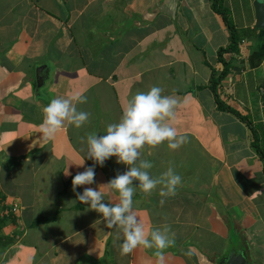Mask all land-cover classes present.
Instances as JSON below:
<instances>
[{
  "label": "crops",
  "instance_id": "1",
  "mask_svg": "<svg viewBox=\"0 0 264 264\" xmlns=\"http://www.w3.org/2000/svg\"><path fill=\"white\" fill-rule=\"evenodd\" d=\"M256 1L225 0L235 26L251 32L219 96L264 129ZM229 41L211 0H0V213L16 221L1 225L0 264H161L143 246L122 255L120 227L108 228L101 213L76 199L126 165L109 157L95 165L92 185L75 192L72 185L94 165L87 136L103 135L128 99L152 86L181 101L168 122L187 137L175 150L166 141L145 145L139 158L151 161L153 177L173 167L182 179L175 195L162 197L160 185L133 195L146 232L170 227L175 243L163 250L162 264H224L232 249L264 264L263 161L251 127L221 110L211 89L212 69H223L218 50ZM76 93L87 97L76 107L88 121L79 128L65 122L41 139L43 107ZM101 191L105 203L118 202L116 192Z\"/></svg>",
  "mask_w": 264,
  "mask_h": 264
},
{
  "label": "clouds",
  "instance_id": "2",
  "mask_svg": "<svg viewBox=\"0 0 264 264\" xmlns=\"http://www.w3.org/2000/svg\"><path fill=\"white\" fill-rule=\"evenodd\" d=\"M162 92L159 86L137 92L128 99L118 122L109 123L103 135L89 134L86 157L93 160L94 165L86 167L83 172H77L72 178L75 192L77 186L94 183L95 165L102 166L109 157L115 156L118 163L126 165L125 172L117 174L98 189L87 187L82 193L77 192L76 199L101 213L108 228L120 227L123 239L119 249L122 255L143 246L155 249L161 264L163 250L175 243L170 227L164 225L146 232L134 211L133 195L137 188L150 194L158 185L162 186V197L175 195L177 186L182 182L173 167H169L159 177H153L148 171L152 168L151 161L139 159L145 145L156 146L166 141L167 147L175 150L187 142V137L179 134L176 127L168 122L175 119V109L181 101L173 96L162 95ZM86 102L87 97L81 93L70 98L51 99L42 109L41 139L50 140L65 122L76 128L85 124L90 114L78 110L76 105ZM83 163L84 160L79 165ZM65 173L70 174L68 168ZM134 181L138 183L134 185ZM101 187L116 192L118 202L105 203ZM163 202L162 199L161 204Z\"/></svg>",
  "mask_w": 264,
  "mask_h": 264
},
{
  "label": "trees",
  "instance_id": "3",
  "mask_svg": "<svg viewBox=\"0 0 264 264\" xmlns=\"http://www.w3.org/2000/svg\"><path fill=\"white\" fill-rule=\"evenodd\" d=\"M211 6L212 9L221 16L224 24L226 25L230 33L229 43L218 50V61L223 64V69L219 74H217L216 71L212 69L211 89L216 96L218 107L221 110L232 112L241 121L245 122L247 125L251 127L252 135H253L252 146L262 158L263 166H264V143L261 141V134L264 133L263 127L254 125L246 115H243L240 111L228 105L219 96L220 93L219 88L222 85L224 79L228 76V74L232 70L233 67L232 58L240 53L241 42L245 34L247 36H250L251 31L249 29L241 30L235 26L230 16L229 10L226 7L225 0H211ZM11 215L12 214L10 212H6V210L0 213V228L2 223H4L6 220H12L13 222H16L14 219L15 217ZM1 239L2 238L0 237V240ZM14 240H15L14 237L8 238L6 239L5 244L9 246L12 242H14Z\"/></svg>",
  "mask_w": 264,
  "mask_h": 264
},
{
  "label": "water",
  "instance_id": "4",
  "mask_svg": "<svg viewBox=\"0 0 264 264\" xmlns=\"http://www.w3.org/2000/svg\"><path fill=\"white\" fill-rule=\"evenodd\" d=\"M256 9V23L255 27L257 29H264V2L262 0H257L255 2ZM38 79L41 81V76L38 74ZM224 264H254L252 263L245 253H236L235 249L227 255Z\"/></svg>",
  "mask_w": 264,
  "mask_h": 264
},
{
  "label": "rangeland",
  "instance_id": "5",
  "mask_svg": "<svg viewBox=\"0 0 264 264\" xmlns=\"http://www.w3.org/2000/svg\"><path fill=\"white\" fill-rule=\"evenodd\" d=\"M5 264H9V260L7 259V261L5 262Z\"/></svg>",
  "mask_w": 264,
  "mask_h": 264
}]
</instances>
